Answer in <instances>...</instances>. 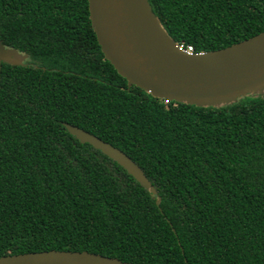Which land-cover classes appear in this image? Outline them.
Segmentation results:
<instances>
[{
  "label": "trees",
  "instance_id": "obj_1",
  "mask_svg": "<svg viewBox=\"0 0 264 264\" xmlns=\"http://www.w3.org/2000/svg\"><path fill=\"white\" fill-rule=\"evenodd\" d=\"M148 2L195 53L264 31V0ZM0 41L26 56L0 63V257L264 264V90L197 106L128 87L87 0H0ZM62 123L125 153L156 194Z\"/></svg>",
  "mask_w": 264,
  "mask_h": 264
},
{
  "label": "water",
  "instance_id": "obj_2",
  "mask_svg": "<svg viewBox=\"0 0 264 264\" xmlns=\"http://www.w3.org/2000/svg\"><path fill=\"white\" fill-rule=\"evenodd\" d=\"M87 8L104 59L128 87L159 100L197 106H219L264 90V31L223 49L187 53L167 34L148 0H87ZM17 54L0 41V63L23 65L25 55L11 58ZM62 125L156 194L143 170L121 150L77 126ZM0 264L131 263L86 251L50 250L1 256Z\"/></svg>",
  "mask_w": 264,
  "mask_h": 264
},
{
  "label": "built area",
  "instance_id": "obj_3",
  "mask_svg": "<svg viewBox=\"0 0 264 264\" xmlns=\"http://www.w3.org/2000/svg\"><path fill=\"white\" fill-rule=\"evenodd\" d=\"M178 47L186 51L187 53H194L191 46H183L182 44H178ZM164 102H167V101H164Z\"/></svg>",
  "mask_w": 264,
  "mask_h": 264
},
{
  "label": "rangeland",
  "instance_id": "obj_4",
  "mask_svg": "<svg viewBox=\"0 0 264 264\" xmlns=\"http://www.w3.org/2000/svg\"><path fill=\"white\" fill-rule=\"evenodd\" d=\"M21 56H24L23 54H21V53H19ZM19 54H17V57L16 56H11V58L13 59V58H21V56L19 55ZM24 59V58H23ZM22 63H23V61H22Z\"/></svg>",
  "mask_w": 264,
  "mask_h": 264
}]
</instances>
